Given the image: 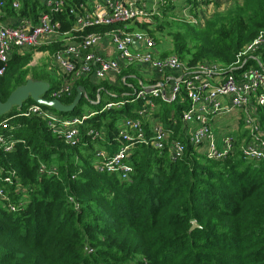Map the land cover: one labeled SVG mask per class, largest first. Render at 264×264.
Wrapping results in <instances>:
<instances>
[{
    "label": "trees",
    "instance_id": "16d2710c",
    "mask_svg": "<svg viewBox=\"0 0 264 264\" xmlns=\"http://www.w3.org/2000/svg\"><path fill=\"white\" fill-rule=\"evenodd\" d=\"M2 1L1 11L33 22L47 12L42 0ZM15 1L18 10L12 7ZM81 1L86 0L70 4L74 7ZM171 10L158 6L162 14L154 17L159 34L177 26L168 33L170 50L160 57L174 55L190 66L207 62L227 73L237 66L243 48L264 31V0L235 3L214 14L202 28L170 21ZM52 17L61 23L62 33L73 25L67 9ZM119 27H90L82 34ZM153 30L150 35L160 43ZM61 48L59 41L37 51H48L52 59ZM255 56L264 63V48ZM31 60L32 52L12 53L0 76L2 102L26 83L27 76L46 81L49 88L42 98L52 100L64 78L51 75L45 65L29 66ZM133 72L132 66L122 76ZM120 79L111 83L81 77L69 95L58 98L63 106H70L81 88L71 111H51L65 117L95 113L80 127L81 141L76 146L66 144L40 117L22 115L35 104L30 98L0 115V122L8 124L0 135L13 143L11 151L0 144V264H264V159L253 162L243 156L240 147L245 135L235 143L231 140V149L221 159H208L180 129L179 112L187 103L174 106L157 100L165 108L153 116L172 131L171 139L185 144L183 158L172 161L167 149L160 152L136 145L129 154L132 172L127 179L99 171L101 159L95 147L112 153L122 121L135 117L141 106L134 93L138 81ZM119 102L123 105L105 109L106 104ZM256 123L264 139V128ZM90 128L104 139L91 140Z\"/></svg>",
    "mask_w": 264,
    "mask_h": 264
},
{
    "label": "built area",
    "instance_id": "2783aa9c",
    "mask_svg": "<svg viewBox=\"0 0 264 264\" xmlns=\"http://www.w3.org/2000/svg\"><path fill=\"white\" fill-rule=\"evenodd\" d=\"M42 1L47 12L40 13L35 23L21 18L17 26L0 25V76L13 50L24 52L59 41L62 42V48L52 56V63L56 75L62 76L64 82L51 94L52 100H58L64 94L69 95L78 78L110 79L130 66H139L159 77L163 76L162 80L156 79L154 83H148L147 87L138 82L139 89L134 93L135 100H140L141 106L134 111L135 117L125 118L119 126L116 149L112 153L96 151V156L101 159L99 171L116 174L122 180L127 179L132 172L128 164L129 154L136 145L160 152L167 149L172 161L183 158L185 144L181 140L171 139L172 131L163 126L159 116H153L159 110L154 109L157 100L167 105L187 103V107L180 112L181 128L189 143L196 149L202 148L203 154L211 160L221 159L231 149L229 137L224 140L222 147L217 146L211 125L213 119L217 115L225 116L234 110H242L247 140L242 139L240 150L247 160L257 162L264 159V139L253 117L257 108L264 110V63L259 56H255L264 48V31L243 48L237 57V66L226 73L215 64L199 62L190 66L174 55L164 58L158 55L149 30L153 29V16L158 14L154 7L163 4L162 0H154V7L145 6L144 0H86L74 7L70 4L74 0ZM192 1L191 11L194 15H184L183 19L192 25H202L206 18L213 15L218 5L228 6L237 0ZM3 6L4 2L0 0V10ZM12 7L18 10L20 5L15 1ZM65 9L74 19L70 30L62 33L61 23L52 16ZM142 23L147 25L146 29L139 27ZM112 25L121 27L104 33L82 34L86 28ZM104 38H108L110 46L114 48V58L96 52ZM248 60L252 63L248 64ZM236 70L242 72L234 76ZM121 105L122 102L108 103L105 109ZM94 114L65 117L37 103L28 106L22 113L26 117L43 119L51 131L70 146L80 143V127ZM146 124L147 128L144 127ZM7 127V121L0 122V130ZM87 136L93 141L104 139V135L93 128L87 131ZM0 144L5 151L13 148V143L6 141L2 135ZM51 169H48V173L52 172ZM43 171L44 168L39 170ZM4 181L11 183L8 178Z\"/></svg>",
    "mask_w": 264,
    "mask_h": 264
},
{
    "label": "crops",
    "instance_id": "0c3cea01",
    "mask_svg": "<svg viewBox=\"0 0 264 264\" xmlns=\"http://www.w3.org/2000/svg\"><path fill=\"white\" fill-rule=\"evenodd\" d=\"M144 1H146L145 6H147V7H152L154 4H156V2L154 0H144ZM165 1L168 2L166 5H164L165 7L173 8V10H171L172 15L170 14L169 16H167L170 21L175 22L177 20L180 22L187 23L183 19L184 15H186V16L194 15V12L191 11V7L194 4V2L192 0H181L183 3L185 2V4L183 5V13L182 14L177 12V8L180 9V7H181L179 4H176V3H179V2H177V0H165ZM178 1H180V0H178ZM234 3H237V2H233L232 4H230L228 6L218 5L217 9L213 12V15L206 18V21H204L202 25H192V24H190V25L202 28L214 16V14L222 13V12L226 11L232 5H234ZM154 8H155V10L158 11L157 7H154ZM1 10H0V25L17 26L20 23L21 18L29 19L33 22V20L31 18L19 17L17 14L13 15V14L7 13L6 11H1ZM181 10H182V8H181ZM219 10H221V11H219ZM161 14H162V12L158 11V14L155 16H160ZM155 16H153V18H152L151 26L154 28L153 31H155V35H156L155 37H157V38H158V36L161 37L160 43L158 42L156 44V47H155V49H156L155 51H158V55L160 56L161 53L169 51L171 48V45H172V41H171L172 39H171L170 35H169V37H167L169 39L164 38L166 36V32L168 34V33H173L175 31H173V28H171V26H170V27L166 28V30L164 31L163 34H159V31L155 30V27H156V23H154V17ZM33 23H35V22H33ZM167 29L169 31H167ZM110 44L111 43H110L109 39L104 38L102 40V42L98 45L96 52L98 54L105 55L108 58H114L115 57V51H114V48L110 46ZM37 49L26 50L24 52H21L19 50H13L12 53L14 51H17V52H19L20 55H23L24 53L32 52V60L29 63V66H31V67H36V66L44 67V65H45V66H47V70L51 73V75H54L55 77H57L56 69L52 63L51 54H49L48 51L38 52ZM12 53H11V55H12ZM130 67H132V66H130ZM130 67H128V68H130ZM133 67H134L133 73H128L127 75L122 76L123 71L128 69V68H124L119 75L111 76L110 79H105V80H109L111 83H115L117 78H121L120 81H124L126 77H133L138 82H141V84H143L144 86L147 87L148 83L152 84L155 82L156 79H159V78L161 80L163 79V76L159 77L156 73L151 72L149 70H146L145 68H140L139 66H133ZM164 77H167V76L164 75ZM134 79H132V80H134ZM29 80L32 81L33 83L45 84L49 88V85L46 81H37V80L34 81V80H32V78L30 76H27L26 81H29ZM138 89H139V87H138ZM181 104H184V103H181ZM174 106H179V104H175ZM43 107L46 108L45 106H43ZM48 109L51 110V108H48ZM181 110H183V109H181ZM181 110H180V112H181ZM87 112H89V111H87ZM180 112H179V114H180ZM223 117H225L229 120L228 125L234 126V128H235V131L229 137V138H231V140L234 143L237 140V138L238 139L240 138L241 135L246 136L247 133H246L245 128H244L245 133L243 131L240 134L237 132V129H238L237 126L242 125V123H243L242 110H240V109L234 110L230 114L225 115ZM253 117H254L255 121L260 124V127L262 126L264 128V110L261 108H257ZM220 118L221 117L214 118L212 123H211V125H212V127H214L215 131H216V126L219 124L218 122H219ZM243 127H244V124H243ZM213 133H214V130H213ZM218 135H219L218 132H216L217 140H216L215 134H214V137H215V141H216L217 146L220 148V147H222L224 140L228 137H225L221 141H218Z\"/></svg>",
    "mask_w": 264,
    "mask_h": 264
},
{
    "label": "water",
    "instance_id": "95a60500",
    "mask_svg": "<svg viewBox=\"0 0 264 264\" xmlns=\"http://www.w3.org/2000/svg\"><path fill=\"white\" fill-rule=\"evenodd\" d=\"M48 90L45 84H37L32 81H26V83L13 91L7 99L2 102L0 100V115H3L11 110L12 107L20 108L22 102L28 98L32 99L34 103L45 106L46 108H51L57 112L66 113L73 109L81 97L83 90L78 89V95L74 100L73 104L70 106H63L58 100H45L42 98V94ZM197 225L193 223L192 229L196 228Z\"/></svg>",
    "mask_w": 264,
    "mask_h": 264
},
{
    "label": "rangeland",
    "instance_id": "374dc122",
    "mask_svg": "<svg viewBox=\"0 0 264 264\" xmlns=\"http://www.w3.org/2000/svg\"><path fill=\"white\" fill-rule=\"evenodd\" d=\"M162 1H164V3L163 4H159V6H164V5H166L168 2L167 1H165V0H162ZM241 1L242 0H237V1H235V2H237V3H241ZM177 2H179V3H176V4H179L181 7H180V9H178L177 8V12L178 13H180V14H182L183 13V5L185 4V2L183 3L181 0L180 1H178L177 0ZM235 4V3H234ZM140 6H143V4L142 3H140L139 4ZM153 6H155V5H153ZM144 7V6H143ZM146 8V7H145ZM181 8H182V10H181ZM161 8L159 7V10H160ZM175 22H177V23H179L177 20L175 21ZM168 28V27H167ZM177 30V26L175 27H173V31H176ZM167 31H169L168 29H167ZM170 35V34H169ZM169 35L167 34V32H166V36L164 37L165 39L167 38V37H169ZM167 39H169V38H167ZM37 60V59H36ZM41 60V59H40ZM39 60V61H40ZM161 108H165V105H163V104H160L159 102H154V109H161ZM168 109H169V111H171V112H175V111H173V107L172 106H168ZM87 110V109H86ZM219 117H221L220 118V120H219V124L216 126V131H215V129H214V127H212V129L214 130V134H215V137H216V132H218V141H221L222 139H224L225 137H230L231 136V134H233V132L235 131V128H234V126H230V125H228L229 124V120L227 119V118H225V117H223V116H220V115H217V116H215V118H219ZM227 125V126H226ZM238 127V129H237V132L240 134L242 131L244 132V127H243V123H242V125H239V126H237ZM183 128V127H182ZM182 128H180V129H182ZM245 133V132H244ZM216 140H217V137H216ZM95 149H97V150H102V148L101 147H95Z\"/></svg>",
    "mask_w": 264,
    "mask_h": 264
}]
</instances>
